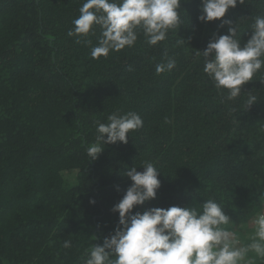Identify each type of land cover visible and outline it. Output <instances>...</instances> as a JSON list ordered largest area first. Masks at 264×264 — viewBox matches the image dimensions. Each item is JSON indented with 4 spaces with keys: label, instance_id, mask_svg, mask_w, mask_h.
Instances as JSON below:
<instances>
[{
    "label": "trees",
    "instance_id": "1",
    "mask_svg": "<svg viewBox=\"0 0 264 264\" xmlns=\"http://www.w3.org/2000/svg\"><path fill=\"white\" fill-rule=\"evenodd\" d=\"M82 3L0 0V264H84L90 244L117 226L111 209L131 183L124 173L142 171L144 160L160 170L161 185L134 212L215 198L251 227L264 210V84L242 87L258 96L246 110L248 92L221 102L195 53L213 33L227 34L223 19L248 16L246 42L264 3L245 0L205 23L200 0H181L183 23L165 41L149 46L141 34L133 47L98 59L67 35ZM98 36L97 28L86 39L95 45ZM180 38L187 43L177 46ZM165 54L176 66L157 74ZM117 110L137 112L143 127L88 158L95 122ZM64 240L73 247L63 249Z\"/></svg>",
    "mask_w": 264,
    "mask_h": 264
},
{
    "label": "clouds",
    "instance_id": "2",
    "mask_svg": "<svg viewBox=\"0 0 264 264\" xmlns=\"http://www.w3.org/2000/svg\"><path fill=\"white\" fill-rule=\"evenodd\" d=\"M238 3L244 4L245 0H200L197 19L205 23L220 20ZM180 5L181 0H83L67 35L76 37V43L89 46L94 59L133 47L141 34L147 45L155 46L183 23L178 12ZM242 17L248 16L221 20L220 27L227 25V34L213 33L206 47L195 55L221 102L235 101L242 92L249 93L244 100L246 110L258 96L242 91V87L253 80L264 84V11L252 17L247 26L251 29L250 38L243 43ZM97 28L99 36L92 45L86 38L96 35ZM185 42L180 38L176 45ZM175 66V58L165 54L155 71L161 74ZM95 124V140L85 147L92 160L106 144L127 143L129 133L143 127V119L135 111L117 110L107 116L106 123ZM140 166L142 171L132 166L124 173L131 183L111 209L118 213L117 226L102 244H90L84 264H264V210L249 218L251 229L243 238L231 226L235 222L226 213L227 207L215 198L193 205L149 207L134 212L136 206L154 199L161 185V172L153 161L144 160ZM259 198L264 200V190ZM62 247L72 248L71 240H64Z\"/></svg>",
    "mask_w": 264,
    "mask_h": 264
},
{
    "label": "rangeland",
    "instance_id": "3",
    "mask_svg": "<svg viewBox=\"0 0 264 264\" xmlns=\"http://www.w3.org/2000/svg\"><path fill=\"white\" fill-rule=\"evenodd\" d=\"M231 226L233 227L234 230L237 231L238 235H241L242 238L246 235V232L250 231L251 229V227L236 223L232 224Z\"/></svg>",
    "mask_w": 264,
    "mask_h": 264
}]
</instances>
